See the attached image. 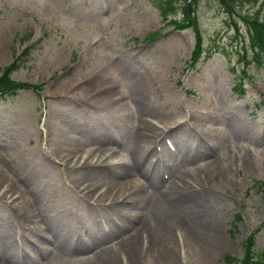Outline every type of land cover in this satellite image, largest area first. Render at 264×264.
Returning a JSON list of instances; mask_svg holds the SVG:
<instances>
[{
	"label": "rangeland",
	"instance_id": "1",
	"mask_svg": "<svg viewBox=\"0 0 264 264\" xmlns=\"http://www.w3.org/2000/svg\"><path fill=\"white\" fill-rule=\"evenodd\" d=\"M196 1L189 19L197 20L205 58L193 66L194 27L177 30L169 22L182 15L163 20L153 0H0V77L17 59L11 78L43 90L41 96L22 90L0 100V222L9 227L7 238L0 235V258L23 264L19 246L32 249L27 243L40 231L42 218L35 211L10 224L8 201L22 202L30 192L23 179L42 185L39 206L58 241V264H91L110 249L116 264H203L200 249L215 228L223 241L211 264L244 258L247 237L264 223V68L257 71L251 61L252 30L243 17L264 20V0H237L231 12L219 0ZM237 73L246 79L243 96L235 90ZM140 81L149 89L146 111L136 106ZM106 89L114 91L112 101L99 97ZM140 119L153 130L151 155H142V166L149 175L160 173L159 187L171 188L179 175L202 179L191 183L202 188L195 192L204 193L207 215L189 196L183 203L188 213L186 204H193L192 215L201 223L212 224L205 241L200 233L190 235L182 217H167L162 209L169 202L150 189L148 179L141 182L142 204L122 190L99 206L76 190L92 183L89 175L105 182V191L110 182L137 175L131 159ZM210 124L228 127L227 135L207 134ZM71 149L82 154L65 161L66 171L57 157ZM165 172L174 182L162 178ZM11 185L23 194L14 190L4 198ZM83 229L95 244L93 252L84 246L88 254L77 243ZM132 235L139 238L134 261L122 243ZM13 244L16 250L8 253ZM255 251H264V228ZM87 256L91 262H84Z\"/></svg>",
	"mask_w": 264,
	"mask_h": 264
},
{
	"label": "bare ground",
	"instance_id": "2",
	"mask_svg": "<svg viewBox=\"0 0 264 264\" xmlns=\"http://www.w3.org/2000/svg\"><path fill=\"white\" fill-rule=\"evenodd\" d=\"M101 81L104 82L105 84H109V82H110L107 78H105ZM105 84H103L102 86H105ZM97 89L99 91L102 90L101 88H97ZM169 95H170V91H169ZM147 96L149 97V89L147 86H143V83L140 81V87L138 88V90H136L135 99L137 102L136 106L138 105V107L142 111H146L148 104L151 102V101H149L150 97L147 98ZM99 97L105 98L107 101H112L115 97V94H114L113 90L110 91V90L106 89L105 91H102V93H100ZM138 126H139V132L137 135V139L132 144L133 154H132V159H131V163L136 168L137 175L134 178H126L123 181L119 180L117 182H110L109 183L110 185L106 191H105V182H101L97 178L93 177L92 175H89L90 178L88 180H91L92 183L88 181V183H85V184H82V185L76 187V190H79L80 193L81 194L83 193L85 196H90V199H94L99 206L105 207L106 200L108 198L112 197L116 191H118V193H119L122 190H127V191L131 192L132 196L137 201L136 203L142 204L146 201V198H145L146 196L143 194V187H141L142 186L141 182H143L144 179H148L150 189L157 191V194L161 195L162 197H164L166 199L167 202H169L168 206L163 207V209H162L163 212H166V215L169 214L167 217L170 219H171V217L172 218L182 217L183 219H185L184 222L188 226V228L190 229V235L193 234L194 237H196V234L200 233V237L204 238V241H205V238L209 237V235H210L209 226L212 224L209 222L201 223V219H199L197 216L192 215L193 204H198L201 211L205 209L204 201H203V198H205L204 193L201 197H198L196 195V192H195L196 190H201L202 188H199V186H195L191 183V181L200 180L201 178L199 176H191L189 174L174 176L173 178H177V181L174 182V179H171L170 184L172 182H174V184L171 188L169 187V189L166 190V189H163V187H159L158 186L159 182L157 180H155L156 178H158L160 176L158 171H154V173H152V175H149V170L144 169V166H142V161H141V159L143 157L142 155H148L149 157L151 155V153L149 152V148L151 147V143H152V139H153V136L151 134V133H153V130L148 127V124L143 119H140L138 121ZM228 129H229L228 127L226 129L223 126H221L217 129L212 124H210V126H206L207 134L218 133L221 135H227ZM79 154H82V153L78 149L77 150L71 149V150H67V151L62 152L61 153L62 157H57V159L62 162V169H65L67 171L69 169V167H67L69 165V163H66L65 161L69 157L77 156ZM85 164H87V163H85ZM105 164H107V163L105 162ZM59 169L60 168H58L57 170H59ZM78 169H76L74 171L71 170V172L72 173L73 172H79ZM133 171H135V170H133ZM83 174L84 173H82V175ZM87 174H89V173H87ZM2 176L3 175H0V177H2ZM28 176L29 177L33 176V173L29 172ZM152 176H154V179L152 178ZM178 177L179 178L181 177V180H178L179 179ZM23 184H24V187H26L27 191L29 189L30 192H29V195H28V193H26V196L25 195L23 196L24 199L22 198L23 199L22 202L14 201V200L8 201V207L11 209V213H12V215L10 214V220H11L10 224H12V220L16 221L19 218L26 220L29 217L28 215L30 213H33L34 211L38 212L40 215L46 217L45 209L43 207L39 206V201L42 199V198H40L41 197V195H40L41 188L40 187H42L40 182L39 181H33L30 179L29 180L23 179ZM210 184L211 183L208 182L206 185L209 187ZM85 185H86V187L82 188ZM1 187L2 186H0V188ZM72 187H75V183L70 182L69 188L71 189ZM101 187H103V190L99 191L98 189ZM209 189H210V187H209ZM14 190H20V192L23 194L22 189L18 188L15 185H11L10 189L3 193V197L5 198L9 192H12ZM176 192H178V194L182 193L184 196L175 195ZM194 192H195V194H194ZM193 194L196 195L197 198L193 197ZM205 195L208 197H211V194L209 191L206 192ZM188 196L192 199V202H193V204H190V203L186 204V205H188V207L191 210V212H189V213L186 211V207H184V203H183L184 201H186V199H188L187 198ZM119 199H121V198H119ZM116 207H119V206L116 205ZM104 211H105V208H104ZM205 215H207V211H205ZM48 221H49V219H47V223H48ZM171 222H172V220H171ZM8 226H10V225H8ZM157 226L163 227L164 225H163V223L157 222ZM8 229H9V227H3V225L0 222V235L7 238L9 235ZM155 232H156V230L154 229L153 233H155ZM166 233H167L166 230L162 231V234H164V236H166ZM212 234H213V237H211L210 241L206 242V243L203 242L202 247H201L202 238L199 239V243H200L199 247H201L200 252L202 253L203 264H211L212 257L216 253L218 246L221 245V242L223 241V238H221L220 233L217 230V228H215L212 231ZM57 236L59 237L58 234H57ZM155 237H157V236L154 235V239L157 242ZM53 239H54V237L46 236L41 229L36 234V237L34 240H38V245H39L40 250H45V249H47L49 244L54 242ZM187 241H188V246L190 247L191 240H190L189 234L187 237ZM122 243L124 244V246L126 248H128L130 258L132 261H134L136 259V257L138 256L136 254V251H137V246L139 244V238L137 237V235H132L128 240H126ZM14 250H16V248L13 244L8 248L7 252L9 253V252H12ZM50 256H51V259H50L48 264H58V262H62V259L60 258V256H58L57 253L56 254L51 253ZM106 257H111L109 264H116V257H115V254L111 251V249L108 251V253H105V252L104 253H98L96 260L93 259L94 262L91 264H105V258ZM164 257H165L166 262H168V257H169L168 254H166ZM3 258H0L1 264H4V262L7 264H13L15 262L14 258H9L8 255H6V257H3ZM84 260H85L84 262H91L90 258H85Z\"/></svg>",
	"mask_w": 264,
	"mask_h": 264
},
{
	"label": "trees",
	"instance_id": "3",
	"mask_svg": "<svg viewBox=\"0 0 264 264\" xmlns=\"http://www.w3.org/2000/svg\"><path fill=\"white\" fill-rule=\"evenodd\" d=\"M199 1V0H197ZM196 1V2H197ZM194 2V0H193ZM193 2H188L187 0H155L154 3L158 6V9L163 15V19L168 21V19L176 16L177 14L182 15L183 20H174L171 23L176 26V28L184 30V26H192L194 27L197 40H196V50L193 55L194 61L202 56V33L199 29L197 20L195 18L194 21H190L189 16L192 13L191 7L193 6ZM221 6L226 9L228 12H231L234 4H238L237 0H219ZM244 21L250 26L252 30L251 37V47H252V58L251 61L254 63L257 69H260L264 65V20L259 18H249L243 17ZM187 21L188 24L185 25L184 22ZM14 66L5 68L4 76L0 78V96L4 94L15 93L19 89H27L33 88L37 89L35 86H30L26 84L16 83L9 79V75L11 74ZM249 240V242H251ZM227 260L231 262L230 258L227 257Z\"/></svg>",
	"mask_w": 264,
	"mask_h": 264
}]
</instances>
